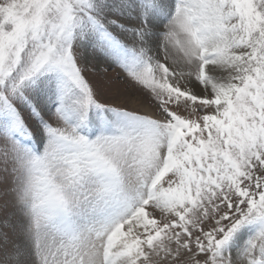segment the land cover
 <instances>
[{"label": "snow or ice", "instance_id": "obj_1", "mask_svg": "<svg viewBox=\"0 0 264 264\" xmlns=\"http://www.w3.org/2000/svg\"><path fill=\"white\" fill-rule=\"evenodd\" d=\"M0 264H264V0H0Z\"/></svg>", "mask_w": 264, "mask_h": 264}, {"label": "rangeland", "instance_id": "obj_2", "mask_svg": "<svg viewBox=\"0 0 264 264\" xmlns=\"http://www.w3.org/2000/svg\"><path fill=\"white\" fill-rule=\"evenodd\" d=\"M116 73L113 71L108 72L107 74L100 73L93 77L94 83L100 87L101 89L107 88L109 86H117L122 87L123 85H112L111 82L114 81V78L116 77Z\"/></svg>", "mask_w": 264, "mask_h": 264}]
</instances>
